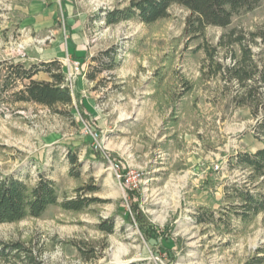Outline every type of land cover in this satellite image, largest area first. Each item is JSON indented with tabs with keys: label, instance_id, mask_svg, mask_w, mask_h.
<instances>
[{
	"label": "rangeland",
	"instance_id": "obj_1",
	"mask_svg": "<svg viewBox=\"0 0 264 264\" xmlns=\"http://www.w3.org/2000/svg\"><path fill=\"white\" fill-rule=\"evenodd\" d=\"M128 2L0 0V61L59 56L68 77L75 62L86 74L100 66L94 57L107 62L108 51L116 53L97 80L73 76L70 87L83 108L75 100L72 114L57 112L66 105L0 102V174L30 184L43 174L62 198L80 187L99 198L83 212L51 206L41 217L0 224V241H25L43 264H245L264 254V212L229 221L226 186L249 176L229 159L263 145L253 134L256 120L231 101L234 87L212 73L203 38L186 32L187 9L173 5L153 24L106 21L107 12ZM233 28L263 63L264 0L227 29L208 26L205 41L215 46ZM230 50L220 52L226 65ZM257 190L264 192V182ZM105 219L114 232L98 229ZM74 243L94 248L97 257L84 260Z\"/></svg>",
	"mask_w": 264,
	"mask_h": 264
},
{
	"label": "trees",
	"instance_id": "obj_2",
	"mask_svg": "<svg viewBox=\"0 0 264 264\" xmlns=\"http://www.w3.org/2000/svg\"><path fill=\"white\" fill-rule=\"evenodd\" d=\"M262 1L129 0L124 7H116L106 14V21L109 23L138 18L145 24H153L169 17L173 5L187 9L190 15L186 21V32L194 38H203L200 48L204 49L206 58L212 63L209 66L212 73L220 75L226 83L234 87L230 90L231 101L237 107H248L255 118L253 134L263 145L253 152H237L229 159L230 166L240 167L249 172L243 185L233 183L226 186V197L233 199L226 207L230 210L227 212L229 221L235 215L241 221L248 222L257 214L264 212V192L257 190L264 182V62L260 63L256 59V53L252 51L247 35L236 33L235 28L225 32L215 46L205 41L206 30L208 26L227 29L236 16L254 10ZM225 48L231 49L232 61L227 65L222 62L223 57L220 56L221 50ZM107 54L110 58L107 62L103 57L100 59L94 57V60L100 62V66L84 73L90 81L97 80L98 74L104 69L112 68L116 62L115 52L108 51ZM41 72L47 73L48 78L36 77ZM75 100L79 102L78 108H83L78 94L76 96L73 94L60 59L37 62L15 59L0 61V102L36 103L52 109L66 105L70 109L65 111L57 109V112L72 114ZM110 156L115 155L112 153ZM70 161L76 164L77 155L72 153ZM255 182L258 183L251 187ZM83 189L84 187L76 189L77 193L73 197L62 198L56 181L43 174L33 184L24 178L0 174V224L19 222L27 217H41L51 206H60L64 210L74 212L86 211L98 202L99 198L86 196V192H81ZM128 189L131 194L135 191L132 188ZM138 218L141 222L144 221L140 211ZM97 227L107 234L114 232L112 220L105 219L98 223ZM164 231L165 229L156 228L153 233L163 235ZM74 244L84 260H93L97 257L94 248L86 249L78 243ZM261 252L264 253L263 247L259 248L258 254ZM0 260L43 264L31 245L22 240L0 241ZM245 264H264V254L252 257Z\"/></svg>",
	"mask_w": 264,
	"mask_h": 264
},
{
	"label": "built area",
	"instance_id": "obj_3",
	"mask_svg": "<svg viewBox=\"0 0 264 264\" xmlns=\"http://www.w3.org/2000/svg\"><path fill=\"white\" fill-rule=\"evenodd\" d=\"M75 68H76V72L75 73H73V72H71L70 74H69V76L67 77V80L69 81V82H71L70 83V85L72 84V78H73V76L74 75H83L82 73H84L85 72V67H84V65L82 64V63H80V62H75ZM88 132H89V130H88Z\"/></svg>",
	"mask_w": 264,
	"mask_h": 264
},
{
	"label": "crops",
	"instance_id": "obj_4",
	"mask_svg": "<svg viewBox=\"0 0 264 264\" xmlns=\"http://www.w3.org/2000/svg\"><path fill=\"white\" fill-rule=\"evenodd\" d=\"M60 59L61 61H62V63H63V59L62 58H60L59 56H55V57H50V58H46V59H43V60H45V61H50V60H53V59ZM44 74V75H43ZM41 75H43V77L44 78H48V74L47 73H44V72H41L40 73V75H38V76H41ZM42 77V76H41Z\"/></svg>",
	"mask_w": 264,
	"mask_h": 264
}]
</instances>
